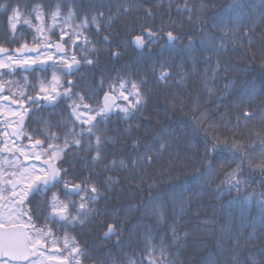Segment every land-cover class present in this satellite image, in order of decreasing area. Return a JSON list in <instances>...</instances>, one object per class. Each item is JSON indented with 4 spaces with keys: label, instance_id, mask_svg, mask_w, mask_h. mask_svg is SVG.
I'll list each match as a JSON object with an SVG mask.
<instances>
[{
    "label": "trees",
    "instance_id": "obj_1",
    "mask_svg": "<svg viewBox=\"0 0 264 264\" xmlns=\"http://www.w3.org/2000/svg\"><path fill=\"white\" fill-rule=\"evenodd\" d=\"M121 2L131 4L132 10L120 13L111 27L99 32L92 24L86 30L77 27L98 12L115 15ZM0 5L7 6L0 8V21H8L13 8L21 13L18 24L24 40L19 46L36 45L42 36L36 28L42 27L48 41L64 43L69 59L75 55L80 60L79 71L70 76L73 92L84 95V103L92 108L102 106L109 85L116 89L111 94L119 95L121 81L137 83L144 94L145 102L132 118L124 120L114 106L110 118L98 125L108 138L101 148L103 159L93 162L94 150L71 147L62 154V166L73 175L68 180H86L100 190L82 228L92 232L107 231L112 223L120 226L106 240V264H147L146 249L161 243L172 264H264V211L257 203L264 198V121L259 114L264 103V0H0ZM37 6L45 12L42 21L35 18ZM56 7L61 17L54 25L50 13ZM185 7L188 12L177 11ZM69 8L75 18L65 24ZM190 15L193 23L188 22ZM221 16H231L236 31L223 49L209 51L201 41L221 35L213 27ZM149 29L155 33L152 42L146 40L138 49L131 41L137 35L147 37ZM168 31L180 39L169 43ZM62 33H67L64 41ZM73 33L80 34L79 40ZM114 51L121 54L113 57ZM85 56L94 63L88 65ZM162 69L170 73L165 81L159 80ZM245 89L257 95L251 103L243 96L241 104ZM71 103L67 99L66 105ZM128 103L119 99L115 105ZM65 110L54 122L60 125L59 147L64 146V123L72 128L71 110ZM245 111L254 117L245 120ZM134 139L139 147L133 148ZM234 141L246 147L237 150ZM165 142L167 148L156 151L150 163H129L145 145L155 149ZM213 144L216 150L206 153L205 146L211 149ZM121 159L126 168L109 167ZM233 173L240 181L239 193L225 191ZM109 179L114 183L108 184ZM237 196H251L252 202L234 199ZM156 206L162 218L146 211ZM158 257L157 252L151 258Z\"/></svg>",
    "mask_w": 264,
    "mask_h": 264
},
{
    "label": "snow or ice",
    "instance_id": "obj_2",
    "mask_svg": "<svg viewBox=\"0 0 264 264\" xmlns=\"http://www.w3.org/2000/svg\"><path fill=\"white\" fill-rule=\"evenodd\" d=\"M6 5H0V8H6ZM117 13L113 16L106 17L103 13L98 12L96 15H92L90 18L85 17L81 20L80 24L77 25L79 28L87 29L89 24L95 25L97 32L101 28L111 27V24L116 20L120 13L127 14L132 10L131 4L128 6L124 2L117 4ZM35 12V18L37 20L43 19L45 12L43 11L42 6H37L36 9H33ZM177 11L188 12L189 9L185 7L183 10L177 9ZM151 14L150 12L148 13ZM21 13L18 8L12 9V14L8 16V25L10 29L15 32L17 24L20 21ZM51 20L53 24L58 21L61 17V9L56 7L55 10L50 13ZM75 18V13L73 9L69 8L67 10V19L64 23L67 24L69 21ZM25 23H30V21L25 20ZM189 23H193L191 15L189 16ZM213 27L221 32L219 37L215 35L208 36L207 39L202 40L201 43L209 51H218L223 49L225 44L224 42L228 40L229 34L234 33L236 28L233 27V19L231 16H221L217 19ZM36 31L41 33V39L35 41L36 47L29 48L27 43L22 44L19 48L15 49V52L18 54L15 57L7 55L8 49L0 47V54H5L3 58H0V69H8L9 71H14L17 67H22L25 70L30 68L33 65L41 66L42 70H47V67L54 69L51 82L45 86L43 83L39 88V92L43 95L33 97L31 95L25 96L23 92H20L19 95L22 99H11V103L20 104L24 108V103L27 102L30 105L40 104L41 101H46L49 105L55 107V105L63 100L68 99L72 100V103L68 105L70 111V117H72V128H68L67 123H64L63 127L66 129L64 133V146L58 147L52 143H47L48 140H59L55 132H50V135L45 137L44 140L35 139L31 144L30 148H25L24 146H15L14 151L19 153L24 157L25 160L34 158L36 161L43 162L39 165L32 164L29 166H24L22 169H18L17 172L10 173V179L5 181V183L11 184V195H12V204L15 209H19L23 205L24 201L29 198L30 195L44 193L45 199L42 201L41 206L36 209H28L24 212L14 211L13 209H8L6 212L0 210V264H80L79 257L85 255L83 249L78 245H73L68 252V255H63L60 250L57 248L55 251L49 249V244L55 246L58 242L53 236V230L48 226V223H45L42 227H37L36 223L33 220V212L40 213L44 215L46 222H51L54 224H63V225H75L80 224L84 225L87 221L90 214L94 212V209L89 205L97 202L100 198V190L95 186H88V181H80L77 183L75 180H65L64 177L69 175L67 169L59 167V164H63L64 161L61 159L62 154H66V149L76 148L79 150L86 151H95V156L92 157L93 162H97L103 159L101 155V148L104 143L108 142V138L105 137L103 131L98 127L99 124L106 122L110 115L112 114L113 107H118L119 113H123V119L128 120L134 116L135 111L140 109V106L145 102L144 94L141 92L139 85L132 81H121L119 83V95H114L111 93L115 92V86L109 85V91L104 93L103 104L99 108H92L89 104L84 103L85 97L79 93L73 92L74 82L72 80H67L62 83L61 77L57 75L55 69L59 68V71L63 73L64 76H71L75 72L79 71L80 60H77L75 55L70 59L66 58V53H64L63 43H55L48 41L42 44V40H46L43 37L44 29L42 27H37ZM67 33H62L60 40L64 41V37ZM77 40L80 38V34L73 33ZM111 35V33H109ZM155 33L150 29L147 32V37L143 35H137L131 41L138 49H143L147 42L151 43L152 38ZM71 39V36H69ZM180 37L174 35L173 31L167 32V40L169 43L175 42ZM219 39L221 42L216 43V40ZM85 43H89L87 37H84ZM104 42L109 43L108 36L104 37ZM66 43V41H65ZM75 43V41H74ZM43 46L47 49H54V52L59 55H55L53 52L46 51L45 53L40 52V47ZM192 47V41L189 40V49ZM87 51V49H84ZM92 51H96L95 48ZM27 53H36L35 56L28 55ZM121 53L119 51L112 52L113 57L119 56ZM43 57V58H42ZM82 59L88 64L91 65L94 63L93 59H89L86 56ZM52 61V64L48 62ZM170 73L166 69H162L159 76V80L165 81L168 79ZM144 83V81H141ZM127 84L131 85V91H129ZM66 85V86H65ZM102 86V85H101ZM6 84L0 83V93L5 90ZM63 91H59V89ZM227 88V86H226ZM10 91V90H9ZM127 93V94H126ZM261 94H264L262 92ZM248 96V103H251L253 97L257 95L253 89L251 93L245 89L241 94V99L239 103H245L243 96ZM15 96V94H13ZM75 96L76 99L73 100L72 97ZM132 97L130 101L129 98ZM2 100H9V96H0ZM123 99L124 101H129L127 106L119 107L115 105V101ZM78 101V102H77ZM81 109L85 110L84 112ZM30 109L24 108V113L26 114ZM14 115H20V121L23 123V115L20 113H13ZM85 114H87L85 118ZM255 113H250L245 111L242 116L245 120H250L254 117ZM78 122V123H77ZM87 125V127H84ZM57 124H48L49 130L54 127H59ZM238 126V125H237ZM79 127L80 131H76V128ZM5 136H8V133H4ZM13 135L17 139L24 136V133L14 132ZM71 137V139H69ZM94 142H93V139ZM27 139L32 141V137L28 136ZM14 143V142H13ZM133 148L139 147V141L133 140ZM233 148L239 150L245 145L239 142H233ZM167 148V143H160L154 146L152 144L145 145L144 152L139 156L137 160H130L129 163L135 167L137 164H143L145 162L150 163L155 155L156 151H164ZM40 149V151H37ZM216 144H213L211 149L205 146V152L215 151ZM13 152V148L9 147L7 140L4 142L3 146L0 147V152ZM254 151V149H253ZM250 154V153H246ZM10 163V161H6ZM119 165L122 168H126V163L124 160H113L109 167H115ZM18 179H12L11 177H17ZM108 184L114 183L111 179L107 181ZM22 185V187H20ZM60 186L64 190L66 199L61 200L59 195L53 193L51 198H47L46 193L51 191V189ZM219 190V189H217ZM235 190L236 192H241L242 188L240 187V181L236 178V173L232 174V178L229 181V187L225 190L226 192H231ZM223 194V193H222ZM78 196L79 203L74 200H71L68 197ZM264 197V193L261 194ZM6 197L3 195V189H0V201L5 200ZM234 199L243 200L245 203H251L252 197H241L237 196ZM30 203V201H29ZM260 209L264 211V198L257 201ZM72 211H75V215H72ZM150 216H155L158 219L162 218V211L160 206H156L151 209H146ZM39 219V216H37ZM176 225H173L175 228ZM120 226L116 223L108 224L107 231L105 232V238H109L117 234ZM173 238L176 239L175 232H173ZM64 247L68 248V238L65 237ZM149 251V260L147 264H172V261L167 260V249L163 243L160 245H151ZM159 253V257L152 259L151 257L155 253ZM130 264H136L135 261L130 260ZM255 264V261L253 262Z\"/></svg>",
    "mask_w": 264,
    "mask_h": 264
},
{
    "label": "flooded vegetation",
    "instance_id": "obj_3",
    "mask_svg": "<svg viewBox=\"0 0 264 264\" xmlns=\"http://www.w3.org/2000/svg\"><path fill=\"white\" fill-rule=\"evenodd\" d=\"M23 40L24 36L21 29H19V24H17V28L15 32H13L8 25V21H0V47L9 50L7 55L13 57L18 55L15 49L20 47L18 42ZM4 55L5 54H0V58H3ZM66 58L69 57L66 55ZM48 63L52 64V61ZM53 71L54 69L51 67H47V70H42L41 66L36 65L31 66L27 70L22 67H17L14 71L0 69V83L6 84L5 90L0 93V96H9L10 98L9 100L0 99V147H2L7 140L9 147L13 148V152H0V189H3V195L6 197L5 200L0 201V210H4L5 212L8 209L19 212H24L28 209H36L41 206L42 201L45 199L44 193L30 195L19 209H15L12 204L11 184L5 183V181L10 179V173H18V169H22L24 166L30 167L32 164L39 165L43 162V160L36 161L34 158L25 160L23 156L14 151L15 146H24L27 149L31 147L35 139L44 140L45 137L50 135V132H55L58 135L56 127L49 130L48 124H54V122L57 121V117H61V113H64L63 110L66 109L65 111H67L69 109L66 105L67 99L59 101L55 107L49 105L46 101H41L40 104L37 105H30L25 102L24 108L30 109L26 114L24 113V108H22L20 104L11 103V99L13 98L18 100L22 99L19 95L20 92H23L25 96L31 95L37 97L43 95V93L39 92V88L42 83L47 86L51 82ZM55 71L57 75L61 77L62 83L67 80L73 81L72 77L64 76L63 73L59 71V68H56ZM46 76L47 78H45ZM59 91H63V89L61 88ZM13 94H15V96H13ZM14 112L23 115V123L20 121V115H14ZM259 114L260 118L264 121V103L261 104ZM21 131L24 133V136L17 139L13 133ZM4 133H8L9 135L5 136ZM28 136L33 138L32 141L27 139ZM47 143H52L59 147V140H48ZM37 151H40V149H37ZM6 161H10L11 164ZM57 164L59 167L68 169L67 166L63 167L59 162H57ZM262 169L264 171V158L262 160ZM72 177L73 175L69 173V175L63 179L68 180L67 178ZM11 178L18 179V175L17 177ZM20 187H22V185ZM53 193L58 194L61 200L66 199L64 190L60 186L48 191L46 193L47 198L50 199ZM68 198L79 203L78 196H71ZM71 214L75 215L76 213L72 211ZM44 215H46V213ZM44 215L33 212V220L37 227H42L45 223H48V226L52 228L53 236L58 243L55 246L51 245V243L49 244V249L51 251H55L58 248L63 255H68L71 247L75 244L83 249L85 253V255L79 257L80 264H106V240L110 239V237L105 238V230H93L89 232L88 230H84V228H82L83 225L80 224H54L46 222ZM37 216H39V219H37ZM66 236L68 238V248L64 247Z\"/></svg>",
    "mask_w": 264,
    "mask_h": 264
},
{
    "label": "rangeland",
    "instance_id": "obj_4",
    "mask_svg": "<svg viewBox=\"0 0 264 264\" xmlns=\"http://www.w3.org/2000/svg\"><path fill=\"white\" fill-rule=\"evenodd\" d=\"M43 37H45V36H43ZM46 38V37H45ZM43 42L45 43V42H48V40L46 39V40H43ZM44 48V47H43ZM46 51H50V52H53L51 49H45L44 48V50L41 52V53H45ZM54 53V52H53ZM43 58V57H42ZM117 108V107H116ZM86 116H87V114H85V118H86Z\"/></svg>",
    "mask_w": 264,
    "mask_h": 264
},
{
    "label": "water",
    "instance_id": "obj_5",
    "mask_svg": "<svg viewBox=\"0 0 264 264\" xmlns=\"http://www.w3.org/2000/svg\"><path fill=\"white\" fill-rule=\"evenodd\" d=\"M34 47H36V46H33V45L29 46V48H34ZM65 51H66V47L64 46V53H65ZM40 52H41V48H40ZM27 54H36V53H27ZM57 55H59V54H57ZM115 103H116V101H115Z\"/></svg>",
    "mask_w": 264,
    "mask_h": 264
}]
</instances>
